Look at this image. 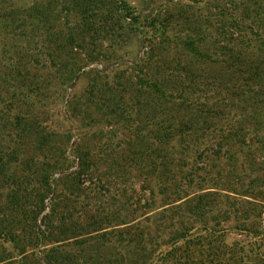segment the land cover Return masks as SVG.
Wrapping results in <instances>:
<instances>
[{
	"label": "trees",
	"instance_id": "trees-1",
	"mask_svg": "<svg viewBox=\"0 0 264 264\" xmlns=\"http://www.w3.org/2000/svg\"><path fill=\"white\" fill-rule=\"evenodd\" d=\"M9 8H0V25L16 40L13 53L3 56L5 66L0 63V92L13 81L8 101L17 113L8 121L13 146L0 150V264H149L157 250L160 264H197L194 258L214 248L210 238L221 222L233 220L252 249L264 253V194L238 192L232 182L219 188L210 178L221 165L227 171L218 179L231 180L244 162L252 168L264 160L262 49L235 42L209 57L200 49L199 32L191 33L197 38L184 47L208 64L190 89L205 102L172 94L189 87L179 63L153 64L147 57L153 80L144 81L140 109L127 119L138 123L136 130L119 147L121 154L99 156L89 143L69 151L70 132L47 125L46 111L38 108L45 106L36 69L57 66L58 82L67 85L100 60L98 43L118 41L119 31L137 24L164 38L165 26L151 17L140 21L125 0H32ZM89 87L97 91L89 93L88 106L76 97L67 102L69 117L81 128L100 120L104 127L125 128L119 102ZM74 104L85 109L82 116ZM108 105L112 109L100 113L102 119L90 116ZM222 190L251 201L239 202ZM120 197L125 205L112 209L109 201L118 204ZM220 200L227 201L223 211ZM198 230L210 238L192 239Z\"/></svg>",
	"mask_w": 264,
	"mask_h": 264
},
{
	"label": "rangeland",
	"instance_id": "rangeland-1",
	"mask_svg": "<svg viewBox=\"0 0 264 264\" xmlns=\"http://www.w3.org/2000/svg\"><path fill=\"white\" fill-rule=\"evenodd\" d=\"M125 1L134 9L135 15L140 18V21L151 17L156 19L158 24H163L166 30V37L154 38L149 30L143 29L144 27L138 24L136 28L127 27L122 29L118 33L120 36L118 41L112 40L110 44L102 41L101 44H97L98 48L96 47V50H93L96 54H99L100 60L84 68L83 72L79 73L67 85L61 86V81L58 82L61 71L57 70L59 69L57 66L47 67L46 69L37 68L36 70H39V72L35 70L31 73L34 76L37 72V81L40 82L38 98L40 100L43 98V106L45 107L38 105V108L46 111L42 118L48 119L47 125L51 129L59 133L70 132L72 138L68 146L69 151L76 150L81 145L89 143L94 154L99 156L115 157V155L122 153L119 147L124 142H127V138L136 130L138 125L134 120L127 122L128 116L135 119L137 110L140 109L138 98L142 96L144 90L142 85L144 81L150 82L153 80L145 69L147 67L145 65L147 57H151L150 62L153 64H163V60L174 64L179 63L178 68L182 72L181 76L189 79V87L184 92L175 89L172 94L189 98V100L197 98L199 102H205L206 100L204 99L206 98L203 99L200 93L197 95L196 91L190 89L191 86H196L197 83L202 81L203 71L208 64L205 56L195 57L184 47L185 42H191V37L193 39L197 38L191 33L199 32L202 40L200 49L202 53L207 54L209 57L210 54L220 55L222 46L241 42L240 44H242L243 48L257 46L262 49L264 59V46H262L264 44V0ZM31 2L32 0H0V8H22ZM245 7L248 9L247 13L244 11ZM13 35L14 33L9 28H5L2 24L0 25V63L3 66L6 63L3 56L13 53L12 44L16 40ZM159 39H161L160 42L162 43L157 46L159 45ZM153 46L156 49L150 52ZM216 59L214 58V60ZM186 71H191L193 76H190ZM12 82L10 81L9 83L8 81L7 84L9 85H5L3 91L0 92V150L13 146L11 130L9 129L10 123L8 121L13 118L17 110L13 100L12 102L8 101L9 92L7 91ZM90 84L95 85L103 97H108L107 93H109L119 102L116 106L119 110H123L122 124L126 126V129L121 128V124L113 125L114 123L104 127L102 120H100V123L94 124L87 121L85 122L87 127L81 128L77 121L75 122L69 117L67 102L73 97L77 98L76 101L78 103L84 102V105H89V100L87 99L89 93L97 91L89 87ZM76 107L80 116H82L85 109L80 104H76L72 109ZM109 109L112 108L110 106L108 108L105 107V109L102 108L90 116L102 119L104 115L102 112L104 110L109 111ZM100 113L103 115H100ZM90 134L94 136L93 139L91 138L92 136L87 137ZM192 167L190 166L189 169ZM226 171V167L221 165L210 172V178L215 180L214 184L219 188H228L230 186L228 183L232 182L238 192L247 191L254 192V194H264V160H256L252 168L244 162L241 170L238 171L239 174L234 175L235 178L229 179L230 181L218 179L217 174L223 175ZM199 172L204 174L202 170H199ZM134 185L136 190L141 187L139 181H135ZM205 187H208L207 184ZM204 191H207V189ZM143 193L148 195L147 192ZM223 194H227L239 202L251 201L248 196H235L228 191H223ZM262 194L260 197H263ZM124 200L125 197H120L117 199L118 204L115 201H109V205L116 210V208L125 205ZM231 201L229 200L228 202L232 203ZM226 204L227 201L220 200L218 203L219 210H225L228 206ZM235 224V220L225 224L221 222L217 233H214L211 238L203 230L195 232L192 239L206 237L216 243L215 245L213 244L214 248L203 250L202 256L199 257L195 254V257H198L194 258V261L197 264H257V261H262L264 264L262 260L264 253H262V250H256L254 247L253 250L250 238L245 233L236 230L234 228ZM224 229L228 230L224 232ZM166 248L162 246L160 249L163 251ZM112 251L114 252V250ZM158 252L159 250L152 254L150 259L152 262L149 264H160L155 258Z\"/></svg>",
	"mask_w": 264,
	"mask_h": 264
}]
</instances>
